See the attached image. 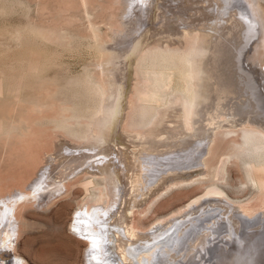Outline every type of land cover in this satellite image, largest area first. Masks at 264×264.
Masks as SVG:
<instances>
[{
    "label": "bare ground",
    "instance_id": "obj_1",
    "mask_svg": "<svg viewBox=\"0 0 264 264\" xmlns=\"http://www.w3.org/2000/svg\"><path fill=\"white\" fill-rule=\"evenodd\" d=\"M79 2L88 17L101 9L95 0ZM124 2L122 17L116 21L119 26L110 13L106 21L113 32L111 43L114 39L117 45L103 42L100 26L90 20V44L99 68L87 66L80 76L69 78L87 87L91 97L86 99L91 102L87 109L67 106L59 113L56 109L55 117L51 112L56 106L49 110L52 107L32 100L26 109L15 103L0 111V142L9 160L26 164L35 147L48 139L58 147L51 153L45 149L48 159L42 156L39 161L49 163L40 164L33 180L23 175V166L21 173L17 168L16 173H7L15 174V184L17 176V183L25 176L28 181L18 185L29 190L17 188L1 195L11 186L9 179L5 183L0 178V254L16 251L10 261L0 256V264H31L16 244L22 225L32 223L21 220L17 211L35 200L54 197L50 203L55 202L68 194L67 184L75 179L84 185L85 197L70 230L90 246L89 264H264V0ZM6 7L4 12L9 11ZM44 7L37 2V14L50 12ZM127 10L128 21L123 18ZM135 23L138 28L132 27ZM48 29L35 24L31 33L55 50L28 45L9 52L0 58L2 81L25 83L61 61L71 41L67 32L58 31L57 36ZM134 54L139 81H134L135 94L124 117L117 120L123 92L110 66L116 62L128 67ZM5 88L0 83V105L9 100ZM35 112L54 116L56 127L51 129L59 131L54 134L57 140H51L46 126L37 127ZM114 124L123 132L125 144L112 133ZM227 135L231 137H222ZM217 136L227 144L220 158L209 164L219 145ZM231 156L242 164L244 183L254 189L247 200L231 199L216 186L215 182L227 181ZM0 175L4 178L6 173ZM206 179L214 185L169 218L163 216L148 228L134 221L135 208L147 202L150 208L175 187ZM243 189L240 186L236 192Z\"/></svg>",
    "mask_w": 264,
    "mask_h": 264
},
{
    "label": "rangeland",
    "instance_id": "obj_2",
    "mask_svg": "<svg viewBox=\"0 0 264 264\" xmlns=\"http://www.w3.org/2000/svg\"><path fill=\"white\" fill-rule=\"evenodd\" d=\"M23 1L26 4H28V6L29 5L30 6L29 7L20 6V3L15 0H11V2L10 0H0V4L4 3L9 6L10 4H12L10 7L7 6L9 8H7L6 6H4L3 8L1 7L2 5H0V58L4 57V55H7L11 51H16L15 49L17 48L20 49L19 47L21 48L23 46L27 47L28 45L29 46L32 45L37 48L40 47L48 51H54L56 48L55 46L51 44L50 45L40 44V41L37 39V37L31 33L32 32L31 28L35 24L37 25L42 24V26L49 28L48 29L49 31L51 32L53 31V33L55 32L57 36L61 31H64L65 33L67 32L66 36L67 39L71 41V49L66 50L62 54V56L59 59L61 61L50 65V67L41 71V73H39L37 77L27 79L26 82L27 81L29 82L27 84L26 82L24 83L20 80L16 81L14 79H9V78L7 79L5 78L4 81H2L1 79L2 77L0 76V83L1 84L4 83V88L7 87L4 89V95L5 97L8 96L7 99H9L8 101L6 100V102L2 101V105H0L1 106L0 111L1 112L5 111L4 109L5 107L15 103H16L15 105L21 104L19 106L26 109L27 107L31 106V102L32 100H34L38 104L45 105L46 108L52 107L49 108V110H53L54 107L56 106L55 109L51 112L52 114L56 112V109L59 113L60 112L59 109H63V107H67V106L71 109H76L83 112L84 111L83 109L85 107L87 109L91 105L90 104L91 102L87 101L89 100V98L91 99V97H89L90 93L84 84L77 85L69 81L73 78L71 76H75V77L80 76V74L84 72L85 70L84 68L87 66L95 69L98 67L95 64L97 62L99 63V58L96 56L97 53L95 49L90 44L91 42L90 37L92 36V32L90 29L89 21L92 20L93 22L97 23V25L100 26L101 28L100 37L103 42H108L111 45L116 46L117 44L114 43L113 41L114 39H112V43H111V35L113 32H111V30L109 29L108 25L106 24V21L109 20L108 13H110L113 15L111 19L112 22L115 23L114 25L119 26L118 22L116 21H118L117 19L122 17L123 9L125 6L123 2L126 0H118V1L95 0V4L99 3L98 5H100L101 9L100 8L99 9L101 11L100 10L96 12L94 11L95 15L91 17H88L87 14L82 12L81 3L79 2V0H23ZM37 2H41V4L45 6L44 8H49L50 12L43 15L37 14L36 11ZM12 6H14V9L10 11V8ZM5 7L9 10L7 12L5 11L6 13L4 12ZM13 10L14 12H12ZM46 15L48 16L44 17ZM127 15H128V10L126 16L123 17L125 18L124 20L126 21L130 19L128 18ZM126 18H128V20ZM135 24L136 26L134 25L131 26L134 28L136 27L138 28V24L137 23ZM118 26L117 27L115 26V28H118ZM28 28H30V30ZM20 37L24 39L21 38L22 40L20 41L19 40ZM19 41L22 42V44ZM136 63H138V55L134 54L130 58V64L128 67L125 63L123 65L120 64V66H118V63L116 62H114L115 65L112 63L110 66V68L114 70L115 78L116 80H118L117 84L119 83L118 85L122 88L121 90L123 92L120 99V104L122 105L120 110L121 114L118 115L117 120H119V118L124 117L126 113L128 101L130 97L134 96L135 94L134 93L135 90L133 89V87H135L136 85L134 84V81L136 82V84L139 81L138 80L139 76L136 73L137 71ZM116 64L118 67L116 66ZM113 66L114 68H112ZM116 67L118 68V70H116L117 69ZM70 77L71 79H69ZM8 81L9 84L7 83ZM22 85H24V87ZM85 102L86 103L89 102L87 103L88 104L87 106ZM2 107L3 110H1ZM47 113L45 112L33 113L35 121L38 119L36 121L37 127L41 126L44 128L46 126L45 129L49 131L48 136L51 138V140H54V138L55 140H57L56 138L57 136H55L54 134H56L59 131H56V129H54L56 131L55 132L52 129L53 127H56V121H54L53 119L54 116L58 114L55 113L53 116L49 112L50 116L47 115L48 117L47 118L46 117ZM40 117H42V119H40ZM117 120H115V123L118 125ZM116 124H114L113 126L114 129L112 130V133L115 134V137L118 142L120 141L119 142L120 144H125L122 139L123 132L120 130L122 132L121 133L119 129H117L118 126ZM51 125H53V127ZM41 127H39V129H41ZM219 136H217V139L215 141V144L218 143L219 145L218 147L216 145L213 149L214 153L216 150L215 154L212 153L214 158L211 157L212 155L209 156L210 157L209 159H211L209 161V164H212L213 162L215 163L216 159L217 158L219 159L222 152L225 151V146L227 144V142L225 143V141L227 140H223V138L225 137L224 139H229L231 137L230 135L222 136L223 138L221 139L222 140L221 141L218 138ZM46 141L47 144L49 145L45 143L44 144L45 146L44 145L36 146L35 147L36 149L34 148L35 149L34 157L31 160L30 159H28V161L26 160L27 161L26 164L25 162L22 163L23 160L19 163H14L13 159L9 160V158L6 156L4 152L3 142H0V174L6 173V175L9 176L8 174L10 172L14 173L15 171L14 168H17L16 170H19L23 166V170L24 168H26L24 172L25 174L22 172L23 175L27 177V175L29 174L28 180L30 175H31L30 179L32 178V176L34 178L37 175L36 173L40 172V169H38V167H41V165L44 164L45 161L46 163H49L48 160H45L48 159L47 155L45 154V149L46 150L49 149L50 153L51 151L52 152L55 150L57 151L58 149L57 145H51L49 139ZM219 146H222L221 149ZM42 156H44L45 159L43 161L41 160L42 161L41 164L39 160L40 158H42ZM233 159L234 157L231 156L229 158L228 163L226 164L227 171L225 174L227 181L215 182L216 186H218L222 191H224L227 194V196L231 197V199L234 198V199L247 200L248 197L250 198V196L251 197L253 196V193L255 194V192L253 191L254 189L251 188L252 186H250L248 183H244L246 179L244 178L245 172L243 170L242 164H240V161L238 160L233 161ZM18 161L19 160H17V162ZM36 165L39 166L35 168L34 166ZM18 166H20V168H18ZM32 167L33 169L34 168L35 169L33 170ZM31 169L34 172L33 175L32 173L31 174L29 173ZM19 172L21 173L20 170ZM6 175H4V178H2V176L0 175V178L2 180L4 179L5 183H7L10 180L9 181L10 183L8 182V184H10L11 187L9 188L10 190H8L6 193H2L1 195H6L9 192H13L17 188L21 190H29V189L21 188L18 185L19 181L26 179L25 176H23L24 178L22 177L23 179L19 180L18 183L17 180L20 176H17L18 178H16L17 180L15 184V180H13L15 178L13 177V175L15 174H10V176L5 179ZM17 175H19V173ZM33 178L31 180H33ZM12 180L14 181V183L12 182L13 185L11 184ZM120 180L122 181L121 178ZM25 181H22V184ZM245 184L247 187L244 186ZM67 185H68V191H67L68 194L66 193L67 195H64L55 202L50 203V201L53 200L54 197L53 198L49 197L47 200L45 201L43 200V202L40 201L38 202V200L37 201L35 200L34 202L26 203L24 207L20 208L17 211V215L18 217L21 218V220L32 223V225H30L31 227L22 225V231L17 239V244H16L17 247L16 250L22 253L28 259V261L31 262V264H89L88 260L86 259H88L87 254L90 249V246H88L84 241H80L78 239L79 236L75 235L74 232L70 230V224L74 216L73 214L79 206L78 205L79 201L85 197L84 185L81 183L80 179H75L73 182ZM213 185L214 183H211L209 180L206 179L203 181H197L196 183L195 182L189 183V185L184 184L181 186H177L175 187V189L161 196L160 199L158 198L155 201V203H153L154 205L152 204L150 208L148 204L149 202L145 203L142 207L135 208L133 212L134 221L136 222L137 225L143 228L144 227L148 228L153 224H155V222H158L160 218H162L163 216L169 218L170 215L175 210L184 207L195 198L203 195ZM240 186L244 187L245 190L243 189L241 193L240 192L237 193L236 191ZM47 203L51 205L48 204L49 205L48 206ZM79 238L84 240L81 236ZM262 248L264 249V246H262L261 249ZM9 252L3 253L2 255L0 254V256H3V259H7L10 261L14 258V254L16 253V251L10 250Z\"/></svg>",
    "mask_w": 264,
    "mask_h": 264
}]
</instances>
